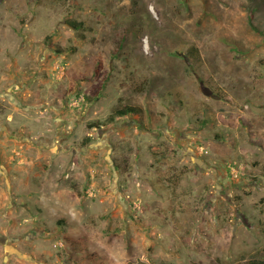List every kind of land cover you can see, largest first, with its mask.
<instances>
[{
  "label": "rangeland",
  "instance_id": "374dc122",
  "mask_svg": "<svg viewBox=\"0 0 264 264\" xmlns=\"http://www.w3.org/2000/svg\"><path fill=\"white\" fill-rule=\"evenodd\" d=\"M0 236V264H264V0H0Z\"/></svg>",
  "mask_w": 264,
  "mask_h": 264
},
{
  "label": "trees",
  "instance_id": "16d2710c",
  "mask_svg": "<svg viewBox=\"0 0 264 264\" xmlns=\"http://www.w3.org/2000/svg\"><path fill=\"white\" fill-rule=\"evenodd\" d=\"M252 15H253L252 12H250V13L248 14V21H249L251 27H252V28H255V27H253V24H252V17H253ZM68 24H69L73 29H75V30H79L80 27L83 26L82 23H75V22H73V21H68ZM141 114H143V113H142V110L139 109V108H136V107H134V106H126V107H123V108H119V109H116V110L114 111V113H112V114L110 115V117H108V118L106 119V122H105L104 125H105V126H108V125L112 124V123L114 122V120H115L116 117H124V116H132V115H141ZM86 140L89 141L90 138H86Z\"/></svg>",
  "mask_w": 264,
  "mask_h": 264
},
{
  "label": "flooded vegetation",
  "instance_id": "af4514ba",
  "mask_svg": "<svg viewBox=\"0 0 264 264\" xmlns=\"http://www.w3.org/2000/svg\"><path fill=\"white\" fill-rule=\"evenodd\" d=\"M93 142H97V141L96 140H92V139L89 140V143H93ZM0 238H1L2 242L7 241V239L4 238V237H0ZM13 254H15V253L13 252Z\"/></svg>",
  "mask_w": 264,
  "mask_h": 264
},
{
  "label": "water",
  "instance_id": "95a60500",
  "mask_svg": "<svg viewBox=\"0 0 264 264\" xmlns=\"http://www.w3.org/2000/svg\"><path fill=\"white\" fill-rule=\"evenodd\" d=\"M204 92H205L206 95L211 96L210 93H209L206 89H204ZM214 97H215V98H218V97L215 96V95H214ZM0 237H1V236H0ZM0 241H2L1 238H0Z\"/></svg>",
  "mask_w": 264,
  "mask_h": 264
}]
</instances>
